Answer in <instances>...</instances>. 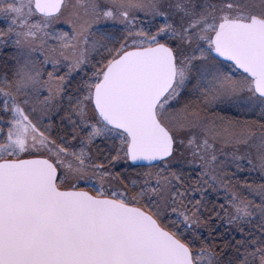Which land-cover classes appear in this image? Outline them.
<instances>
[{"label":"snow or ice","instance_id":"snow-or-ice-1","mask_svg":"<svg viewBox=\"0 0 264 264\" xmlns=\"http://www.w3.org/2000/svg\"><path fill=\"white\" fill-rule=\"evenodd\" d=\"M0 20V264H264V0Z\"/></svg>","mask_w":264,"mask_h":264},{"label":"rangeland","instance_id":"rangeland-1","mask_svg":"<svg viewBox=\"0 0 264 264\" xmlns=\"http://www.w3.org/2000/svg\"><path fill=\"white\" fill-rule=\"evenodd\" d=\"M3 26H5L4 22L2 20H0V27H3ZM245 118H247V119H255V117H245ZM247 171L248 170H246V172ZM246 172H245V174H246ZM249 172H251V173L248 176L242 173L241 174V179L243 180L245 177H247L249 183L255 181L256 184H259V183L262 182V175H264V174H261L258 168L254 169V170H251ZM220 231L223 232L224 229L221 228Z\"/></svg>","mask_w":264,"mask_h":264},{"label":"trees","instance_id":"trees-1","mask_svg":"<svg viewBox=\"0 0 264 264\" xmlns=\"http://www.w3.org/2000/svg\"><path fill=\"white\" fill-rule=\"evenodd\" d=\"M245 172H246V171H245ZM245 172H244L243 174H245ZM250 173H251V172L247 171L245 175L248 176ZM237 236H238V234H237Z\"/></svg>","mask_w":264,"mask_h":264}]
</instances>
